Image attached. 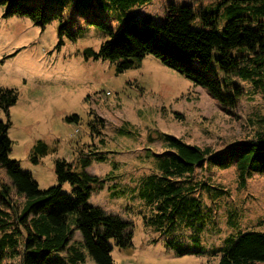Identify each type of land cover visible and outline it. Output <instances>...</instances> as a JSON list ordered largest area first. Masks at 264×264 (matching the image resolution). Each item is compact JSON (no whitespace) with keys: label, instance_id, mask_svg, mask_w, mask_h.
Here are the masks:
<instances>
[{"label":"rangeland","instance_id":"1","mask_svg":"<svg viewBox=\"0 0 264 264\" xmlns=\"http://www.w3.org/2000/svg\"><path fill=\"white\" fill-rule=\"evenodd\" d=\"M142 1L146 3L137 2L127 10L136 23L150 18L157 25L163 24L170 5L192 7L196 19L191 26L196 31L205 29L200 18L203 14L217 15L219 32L230 20L229 6H220L219 0ZM5 13L6 7L0 5V90L18 93V101L9 112L0 108V122L9 124V156L23 172L33 176L42 191L59 186L55 174L58 159L74 162L80 157L90 158L87 171L100 178L104 188L92 193L89 205L132 226L130 246L109 242L115 264H219L222 254L218 250L226 247L228 240L232 241L230 245L244 232L264 233L262 174L254 175L246 187H240L234 167L195 172L194 184L203 182L226 191L219 200L214 199L217 193L211 197L199 194L213 218L198 243L194 240L195 230L180 226L162 231L157 229L158 224L151 225L156 206L140 197L144 178L156 170L154 155L168 150L164 136L221 151L264 131V89L253 88L237 78L229 80L216 71L221 81L245 90L237 106L226 112L204 88L152 55L118 73L117 63L95 59L87 53L89 49L99 52L104 43L112 40L98 24H89L87 17L96 14L121 29L117 9L106 12L98 7L83 17L74 0H50L49 22L45 26L28 17L7 18ZM239 13L250 16L245 9ZM62 24L66 25L63 33ZM39 142L47 144L50 153L34 163L31 155ZM0 181L11 184L2 169ZM61 188L72 194L68 183ZM12 199L22 203L16 196ZM81 240L76 232L74 241ZM169 241L193 253L202 251L180 256L167 247ZM6 263L20 264V257ZM85 264L95 263L87 258Z\"/></svg>","mask_w":264,"mask_h":264},{"label":"trees","instance_id":"2","mask_svg":"<svg viewBox=\"0 0 264 264\" xmlns=\"http://www.w3.org/2000/svg\"><path fill=\"white\" fill-rule=\"evenodd\" d=\"M137 2L146 3L142 0H74L76 10L83 17L90 15V9L98 7L106 12L119 11L121 29H115L96 14L87 17L89 24H98L112 39L97 53L89 49L88 56L115 62L118 73H123L139 64L146 55H152L195 86L204 88L226 112L237 106L245 90L235 83L221 81L216 71H221L229 80L237 78L253 88L264 89V0H219L220 6H229L230 16L221 32L217 28L216 14L201 15L205 29L194 30L191 24L196 14L189 6L170 5L166 21L160 25L150 18L136 23L127 10ZM0 5L6 7L7 18L28 17L42 26L49 22L50 0H0ZM86 7L89 9L84 13ZM243 9L249 11L250 16L240 14ZM65 28L62 24L61 33ZM17 101L15 90H0V108L6 112ZM8 131L9 124L0 122V169L11 182L8 185L0 181V264L17 257L20 264H85L87 258L95 264H115L109 242L130 246L132 226L118 216L106 215L101 208L89 205L92 193L104 188V182L87 171L91 166L90 158L80 157L74 162L58 159L55 174L59 186L42 191L33 176L23 172L18 162L10 158L12 141ZM163 138L168 150L154 155L156 170L144 178L140 197L156 206V217L150 219L151 225L158 224L157 229L162 231L176 230L180 226L195 230L194 240L198 243L200 234L213 218L199 194L211 197L217 193L214 196L217 199L226 191L203 182L194 184L195 172L204 168L234 167L239 186L246 187L254 175H264V131L258 132L254 139L232 143L221 151L190 145L173 136ZM49 153L48 145L39 142L31 159L39 163ZM66 183L72 187L71 195L62 191L61 185ZM13 196L22 199V203L14 201ZM76 232L81 235L80 242L74 241ZM230 242L228 240L226 247L218 250L222 254L219 264H264V233L244 232L229 245ZM167 247L180 256L202 251L193 253L176 241H169Z\"/></svg>","mask_w":264,"mask_h":264}]
</instances>
